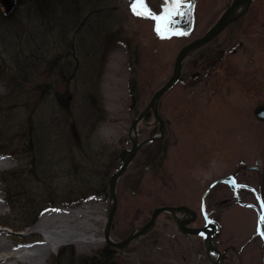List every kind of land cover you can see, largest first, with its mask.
Returning <instances> with one entry per match:
<instances>
[{
  "label": "rangeland",
  "instance_id": "rangeland-1",
  "mask_svg": "<svg viewBox=\"0 0 264 264\" xmlns=\"http://www.w3.org/2000/svg\"><path fill=\"white\" fill-rule=\"evenodd\" d=\"M82 1L87 7L77 19L63 11L68 26L60 33L58 22L53 25L52 18L24 0L9 16L0 0V58L8 60L5 79L23 53L40 57V65L27 63L34 67L23 73L28 81H17L25 105H12L10 98L0 102V159L5 157L0 167V227L10 228L13 236H3L6 245L16 239V247L28 246L17 250L23 253L50 238L51 250L41 264H209L207 259L194 261L190 241L176 230L169 214H162L157 227L124 249L106 243L104 226L109 179L122 163L121 150L131 147L132 121L170 78L180 49L204 34L232 0H195L192 31L164 36L156 31L154 19L133 12V0ZM190 1L180 0L179 10ZM172 2L146 0L161 15L162 28L165 7ZM169 11V19H176L177 11ZM112 28L119 38L114 43L108 36ZM57 60L64 70L56 68ZM5 79L0 80V96L7 90ZM259 103H264V0H254L243 17L193 53L180 81L162 97L165 136L143 146L120 178L112 238L123 240L160 206L187 205L199 211L205 190L229 175L248 185L244 201L264 204V120L254 114ZM158 131L149 112L139 125V138ZM231 195L221 184L209 197L230 205L220 211L223 238L232 235L238 245L249 242L243 263L262 264L264 241L254 234L258 216ZM47 212L59 216L48 229L38 228ZM250 219L248 228L244 225ZM20 236L28 239L19 241ZM177 238L183 242L178 244ZM194 244L198 247L199 242ZM106 247L117 252L113 261L106 257ZM33 260L39 261L28 259L27 264Z\"/></svg>",
  "mask_w": 264,
  "mask_h": 264
},
{
  "label": "water",
  "instance_id": "water-1",
  "mask_svg": "<svg viewBox=\"0 0 264 264\" xmlns=\"http://www.w3.org/2000/svg\"><path fill=\"white\" fill-rule=\"evenodd\" d=\"M254 0H232L230 6L225 9V11L220 15L216 22L210 27L204 34L191 40L186 43L179 51L175 64L174 70L170 78L158 88L153 96L151 97L148 105L140 113V115L134 119L131 123L128 136L131 141V147H124L119 157L122 161L119 168L112 174L109 179V199L110 207L108 210L107 220L104 226V237L108 245L116 249H124L129 246L134 240L140 239V237L148 234L153 230L157 224L161 214L166 212H172L175 216L178 213L183 212L186 214H191V219H181L176 218L179 229L189 235L190 237L193 234L204 235L206 238V247L209 257L211 258L212 264H220L221 260L225 257V254H222L218 248L217 243L215 242L216 238L220 234L219 222L209 218V213L206 212V204L203 206L204 211L207 216V225L199 228L189 227L188 224L193 222L197 216V212L190 208L187 205L184 206H160L154 209L151 218L147 223L141 225L140 227L135 228L127 237L121 241H115L111 236L112 226L115 218V213L118 208V195L117 188L118 182L123 174L129 169L134 159L136 158L138 152L141 148L151 142L161 141L165 135L166 120L163 118L160 112V103L162 97L171 90L181 79L183 74V68L187 59L195 53L200 48L206 46L210 42L214 41L230 24L240 19L245 15L249 10ZM5 8V15H12L17 6L18 0H1ZM195 7V0H191L188 7L181 11L178 10L176 19H171L170 22L173 23L172 32L169 34H188L192 31L194 25L193 10ZM185 20L183 21V18ZM151 112L154 116L156 124H159V132L147 139L140 140L139 138V125L141 122L146 121L147 114ZM254 114L259 120H264V103H259L254 109ZM257 168V167H256ZM232 179H235L234 176H231ZM221 182H233L235 186H238L235 180L230 181L227 178H222L213 183V186ZM211 188L207 191L204 196L206 200L207 195L209 194ZM261 224V220H260ZM264 264V263H263Z\"/></svg>",
  "mask_w": 264,
  "mask_h": 264
},
{
  "label": "flooded vegetation",
  "instance_id": "flooded-vegetation-1",
  "mask_svg": "<svg viewBox=\"0 0 264 264\" xmlns=\"http://www.w3.org/2000/svg\"><path fill=\"white\" fill-rule=\"evenodd\" d=\"M172 19V18H170ZM169 19V20H170ZM185 20V17L183 18V21ZM167 27H173V23H169L167 25ZM166 128H167V122H166ZM160 168L162 167V163L159 162L158 163ZM246 169H250V166H245ZM252 169L257 170L258 168H256L255 166L252 167ZM236 176V175H235ZM223 178H228L230 181L235 180L238 183V186H235V184L233 182H221L218 183L216 185L213 186V183L217 180H214L211 185L205 190V192L202 195V200H201V204H200V208L199 211L197 212V216L195 218V220L193 222H191L190 224H188L189 227L192 228H199V227H203L205 225H207V216H206V212L209 213V218L219 222L220 227L218 228V230H220V234L219 236L216 238L215 242L218 245L219 250L221 251L222 254H225V257L221 260L220 264H244L243 263V256L242 253L244 251V248L249 244V242H246L244 245L241 244H236L235 242H232L233 240V236H229V237H224L223 238V233H224V225L222 223V218L220 216V211L224 208H229L230 205L228 206H224L222 203V200L219 201H210L209 197L210 194L212 192V190L217 187L218 185H226L229 189V192L232 193V197L234 199V202H236L237 204L246 206V207H252L257 216H258V225L256 228V231L254 230V234L259 235L263 241H264V235H261V228L264 225V204L262 202H259V204H255V203H251L248 201H244V195H243V191L248 189V185L245 183H241L238 181V179H232L231 175H229L228 177H223ZM221 179V178H220ZM212 187V188H211ZM210 190L209 194L206 197V200H204V196L207 193V191ZM206 204V205H205ZM206 206V212L203 209V206ZM166 206H184V205H166ZM165 214H169L172 217V222L176 228V230L184 237L188 240V242L190 241L191 243V251L192 254L194 256V261L197 263H202L203 259H207L209 261V264H212L211 258L209 257V254L207 252V247H206V238L204 235H196L193 234L191 237L189 235H187L186 233H184L183 231H181L179 229L178 223H177V217L181 218V219H191L192 215L191 214H186L183 212H180L177 214V216H175L172 212H166L163 213V215ZM162 216V214H161ZM160 216V217H161ZM199 218H201L203 221L201 224H197L196 221L199 220ZM260 220H261V224H260ZM158 225V224H157ZM157 227V226H156ZM251 234V233H250ZM248 235L247 239L251 238V235ZM141 238V237H140ZM232 239V240H231ZM194 240L195 242H199L198 247L195 246L194 244ZM231 241V242H230ZM177 242L178 244H180L181 242H183L181 239L177 238ZM193 243V244H192ZM264 263V259L262 260V264Z\"/></svg>",
  "mask_w": 264,
  "mask_h": 264
},
{
  "label": "trees",
  "instance_id": "trees-1",
  "mask_svg": "<svg viewBox=\"0 0 264 264\" xmlns=\"http://www.w3.org/2000/svg\"><path fill=\"white\" fill-rule=\"evenodd\" d=\"M22 0H18V5L21 4ZM25 3L29 5V8L31 9H35L39 12L40 15H44L45 18H49L53 20V25H55L57 22L58 24H56L58 26V29L60 30V33H64L66 32V26L67 25V20L66 17L64 15H62L63 11L71 14V16H77L76 19L79 17V14L82 12V10L84 8L87 7V4L82 3V0H24ZM76 7V8H75ZM106 9V8H105ZM76 13V14H75ZM43 19V18H42ZM71 19H73L71 17ZM75 19H73L74 21ZM71 22L72 25H74L76 22H78L77 20L75 22ZM46 23V21H45ZM78 25V23H77ZM112 31H109L110 34L108 35L109 37H111V43L116 40H118L119 38L117 37V33L115 32V30L112 28ZM120 37V35H119ZM35 53V52H34ZM0 55H1V51H0ZM33 59L35 62L30 61V59ZM20 60H14L13 63H15L16 65H14V67H9V71L10 73V77H8V79H5V76L8 70L6 68V62H8V60L5 57L0 58V76H1V81L2 78L5 80H9L8 84H7V90L5 92L4 95L0 96V102L3 101L4 98H9L11 99V101L13 102L12 105H19V104H24L25 105V92L22 91V87L21 85L17 82L19 78H21L23 81H28L26 77H24L23 75L28 71L31 72V68L33 69L34 67L32 65H28L27 63H35V64H39L40 65V57L36 54H33V57L28 54H24L23 53V58H19ZM31 59V60H32ZM54 64V63H52ZM56 68L60 69V70H64V68H62V65H64L63 63H61L60 60L56 61ZM51 65V64H50ZM31 66V68H30ZM54 68V65H52ZM51 67V66H50ZM24 70V72H23ZM35 72V70H34ZM24 73V74H23ZM63 76L66 75V70L65 72H63ZM74 71L71 73H69V77L68 79L70 80L71 77L74 76ZM67 76H64L63 79L65 81H67ZM66 106V105H65ZM11 108V105L9 106H5V109H9ZM31 119V118H30ZM30 121V120H29ZM32 121V120H31ZM1 136V135H0ZM3 143H5V141L3 140L1 142V147H3ZM3 149V148H2ZM1 149V150H2ZM4 176V175H3ZM85 194V193H84ZM86 196V195H84ZM82 199H79L78 201L72 202V201H68L66 202V204L68 205H75L78 202H81ZM106 257L108 256L109 259H111L112 261L115 259V255L117 254V252L115 251V249H111L110 247H106ZM104 255V256H105ZM111 264H115V262H111Z\"/></svg>",
  "mask_w": 264,
  "mask_h": 264
},
{
  "label": "bare ground",
  "instance_id": "bare-ground-1",
  "mask_svg": "<svg viewBox=\"0 0 264 264\" xmlns=\"http://www.w3.org/2000/svg\"><path fill=\"white\" fill-rule=\"evenodd\" d=\"M193 13H194V10H193ZM210 27H212V26H210ZM177 35H180V34H177ZM138 155H139V152H138L137 156ZM137 156H136V158H137ZM4 163H5V157L0 159V167ZM2 207H3V202L0 200V214L3 212ZM75 210H68L67 212L68 213L74 212L73 214H77V213H75V212H77ZM57 216H59L58 213H54V212L45 213L41 217V219L39 220V222L37 224V227L38 228H42L44 230L48 229L52 225L53 218H55ZM58 220H59V218L56 221H58ZM251 222H252L251 219L247 223H245V221H244L245 224H248V225H244V226H247L249 228V226L251 225ZM96 232L97 231H95L94 233L98 234ZM68 233H70V232H68ZM11 234L12 233H11V229L10 228L4 227V226L0 227V264H27V263H29L28 259L31 260L33 258L36 259V260L38 259L39 261L33 260L32 262H30L31 264H41L42 262H41L40 259H44L46 257V255L51 250L53 241H51L50 238H46L43 241H40V242H37V243H34L33 245H31L29 247L31 251L29 250L27 252L24 251L23 253H20V252L17 253V251H15V249H16V246H15L16 239H13L11 243L6 245L7 241L3 237V236L10 237V236H12ZM12 238H13V236H12ZM24 239H28V238L26 236H20L19 237V241H23ZM32 251L33 252L35 251V252L32 253Z\"/></svg>",
  "mask_w": 264,
  "mask_h": 264
},
{
  "label": "snow or ice",
  "instance_id": "snow-or-ice-1",
  "mask_svg": "<svg viewBox=\"0 0 264 264\" xmlns=\"http://www.w3.org/2000/svg\"><path fill=\"white\" fill-rule=\"evenodd\" d=\"M180 5V0H173L172 3L166 5L165 12L163 14L164 18V27L161 26V15H158L154 13L147 5L146 0H133V3L131 5L133 12L136 15L143 16L145 18H151L156 21V31L164 36L166 32L173 31L171 28H168V22L169 17L171 16L172 12L169 11V9H172L173 11H178ZM261 235H264V227L261 228Z\"/></svg>",
  "mask_w": 264,
  "mask_h": 264
}]
</instances>
